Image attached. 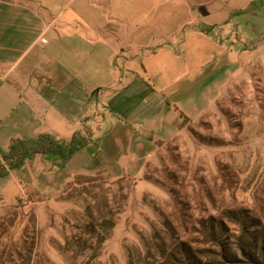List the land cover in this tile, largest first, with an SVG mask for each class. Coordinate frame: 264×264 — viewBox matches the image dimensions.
<instances>
[{"label": "rangeland", "instance_id": "obj_1", "mask_svg": "<svg viewBox=\"0 0 264 264\" xmlns=\"http://www.w3.org/2000/svg\"><path fill=\"white\" fill-rule=\"evenodd\" d=\"M43 2L60 8L59 1ZM83 6V0L76 4ZM213 6L205 39L193 42L180 65L159 56L149 73L137 66L140 78L134 84L111 90L106 120L88 131L93 142L87 154L65 166L49 159L30 161L0 177V224L16 211L8 234L20 241L26 232H35L34 264L82 261L60 249L79 232L75 226L87 220L86 202L75 186L69 187L78 173L100 177L96 183L111 189L110 200L114 192L127 196L101 250L105 264H130L128 246L144 250L148 238H170L172 231L205 251L217 249L209 234L212 226L233 243L240 219L264 225V0H215ZM196 48L199 56L192 54ZM97 65L93 61L92 71ZM147 88L167 94L168 103L181 112L178 127L170 125L172 116L163 129L155 121L127 124ZM25 106L18 105L14 117ZM14 123H0L2 148L10 145V135L23 132ZM30 124L23 127L37 125ZM68 191L76 197L69 198Z\"/></svg>", "mask_w": 264, "mask_h": 264}, {"label": "crops", "instance_id": "obj_2", "mask_svg": "<svg viewBox=\"0 0 264 264\" xmlns=\"http://www.w3.org/2000/svg\"><path fill=\"white\" fill-rule=\"evenodd\" d=\"M43 1L0 0V123L15 122L23 131L10 135L9 144L42 133L70 140L77 132H94L107 118L111 90L134 84L140 78L137 66L149 73L159 56L180 65L193 42L205 39V28L212 25L206 17L215 13V0H83L81 8L79 0H54L60 2L58 10ZM178 111L166 93L150 88L127 124L155 121L163 129L172 116L170 125L178 127ZM87 147L70 162L87 154ZM39 160L45 158L38 155L25 164Z\"/></svg>", "mask_w": 264, "mask_h": 264}, {"label": "trees", "instance_id": "obj_3", "mask_svg": "<svg viewBox=\"0 0 264 264\" xmlns=\"http://www.w3.org/2000/svg\"><path fill=\"white\" fill-rule=\"evenodd\" d=\"M184 116V114H183ZM88 133H75L70 140L58 138L52 133H42L35 143L15 138L7 150L0 149V177H6L11 170L21 168L27 161L41 155L45 159L65 166L75 154L87 147ZM69 187L78 191V196L86 202V223L77 225L79 232L67 237L60 249L71 252L80 264H105L100 260L101 250L116 226V215L120 212L126 194L114 192L109 197L110 188L96 183L100 177L79 174ZM67 192V191H66ZM91 196L93 202L85 195ZM68 197H76L68 191ZM19 214L9 212L0 224V264H34L36 254V234L26 232L20 241L9 235ZM30 222L36 225V215L32 213ZM241 231L235 241L227 242L223 233L211 227L210 235L217 249L200 251L189 242L176 238L174 231L170 238L157 237L146 241L144 250L128 246L130 264H264V225L260 221L247 223L240 219ZM7 235V236H6ZM7 237V238H6ZM111 264H116L112 262Z\"/></svg>", "mask_w": 264, "mask_h": 264}]
</instances>
